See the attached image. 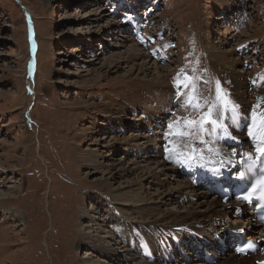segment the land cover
<instances>
[{
    "label": "rangeland",
    "instance_id": "rangeland-1",
    "mask_svg": "<svg viewBox=\"0 0 264 264\" xmlns=\"http://www.w3.org/2000/svg\"><path fill=\"white\" fill-rule=\"evenodd\" d=\"M217 82L225 99L236 103L235 95H243L240 132L258 137L264 0H0V191L10 187L12 194L0 199V264H79L83 257L122 264L75 242L90 218L114 231L112 222L121 220L112 199L118 186L124 196H150L156 213L197 211L199 231L208 238L220 224H245L232 209L202 221L211 210L204 202L213 196L203 199L192 184L186 187L178 168L207 137L200 140L185 121L207 113ZM193 88L199 106H184ZM229 124L225 116L223 125ZM210 134L205 145L217 147V134ZM176 147L191 152L176 156ZM135 161L142 174L128 172ZM136 177L141 186L133 184ZM166 193L170 199L159 205ZM82 211L89 217L80 219ZM173 237V247L187 239L200 244L182 233ZM191 256H176L174 264H204ZM257 258L264 260V251L238 259Z\"/></svg>",
    "mask_w": 264,
    "mask_h": 264
},
{
    "label": "bare ground",
    "instance_id": "bare-ground-1",
    "mask_svg": "<svg viewBox=\"0 0 264 264\" xmlns=\"http://www.w3.org/2000/svg\"><path fill=\"white\" fill-rule=\"evenodd\" d=\"M155 71L157 73L158 69L155 68ZM162 76L163 75L158 74L157 79L162 80V78H164ZM160 83H161L160 81H157V84ZM235 100H236V104L239 105L238 111L244 114L245 116L244 111H242L243 95L240 92H238L235 95ZM166 111L167 109L162 110L161 115H164ZM225 116L230 118L229 126H231V133L234 135L233 137L235 138V140L233 139L224 140L227 144L231 145L228 147L227 151L223 148L219 149L221 148L219 146L217 147L212 146L211 145L212 142L205 145V141H207L205 139L211 136L210 133H213L210 130H205L203 133L197 132V137L200 140L202 139L203 136H207V137L204 138V141L201 143L200 146L194 147L193 152H191L189 149H185L186 151L191 152L190 153L191 158L189 159L190 161L187 162V164L188 163L190 164V162L193 161V165H190V168L196 170L197 179L199 181H207V184H209L208 178L212 179V177L216 176L219 171H224L226 169H233L234 167H238V160L235 161V159H238L242 155H248L249 150L251 149L250 146H246L247 143L252 142L253 151L257 146L260 147L262 144H264V142H262L264 140V131L262 137H256L255 135H252L250 138L248 136L241 134L240 122H238L235 125L233 124L231 113H224L223 118L218 120L220 124H223ZM158 119L159 117H157V120ZM137 121H138L137 123L138 126L145 125L144 121L140 119ZM224 135H227V133H224ZM137 136L138 135L135 136V139L137 138ZM221 140L223 141V139ZM95 146H99V144L96 143ZM185 150L176 147L175 149H173V154L176 156H180L181 153H185ZM182 159L183 157L181 156V158L177 160H180L182 162ZM180 161L177 162L181 163ZM139 163H141V161H135L132 164H130V166L132 165L133 166L132 168L131 167L128 168V172L139 171V173L142 174L143 168L139 166L140 165ZM91 164L97 165V160L95 159V156L92 158ZM144 173L153 177H155L156 175L153 171H151L146 167H144ZM161 173L163 176L164 174H166L164 172ZM141 181H142L141 177H136V180L133 184L137 186H141ZM103 183L106 187L110 186V183L107 182L106 180H104ZM186 184H187L186 187L189 186L192 187V185H189L190 183H186ZM120 189H122L121 186L116 187L115 190L118 191H116L112 195L113 202L115 204H119L120 206V208L116 210L117 212L120 213L119 217L121 218V220H116L112 222L114 223V231L107 232L104 228L105 227L104 221H102V224H99L98 219L95 220L94 218H90L85 224L80 226V230L78 231L75 241L78 247L84 246L91 248L93 252L97 253L98 255H103L104 257L107 255H111L112 257L116 258L114 259V263L120 262L119 260H122V264H174L173 259H168L167 261L166 260L160 261L161 259L157 258L156 256L159 254L168 255L169 253L170 254L172 253L173 243H174L172 239L174 238L173 237L174 234L182 233L185 234L186 237H192V241L194 243L200 242V244L202 243L205 244L203 238L207 239L208 237L204 236L202 232L199 231L198 223L201 220L195 221V215L197 211H191L190 209H187L183 212V214H181L180 212L179 213L172 212L171 210L160 211L159 209H157V213H156L155 212L156 209H154L155 207L154 204L157 202H154L150 196L146 195V197H144L141 193H135L124 196L123 193L120 191ZM198 191H200L203 199H206V197L210 195L209 192L206 191L204 192L199 189H197V194ZM8 196H12L10 187L0 191V199L7 198ZM170 197H171V193H166L164 197H162V199L159 201L160 203L158 204L159 205L161 203L165 204V202L168 199H170ZM183 197H185L184 194L180 195V199H182ZM197 197L198 196L196 195V198ZM204 203H207V205L211 207V210L208 214L203 215L202 221H204V218L206 216L212 215L217 211L228 214L231 212L232 209V211L234 212V209L237 205V204L235 205L229 203L221 207L219 205V200L214 195L211 198V200ZM150 204H153V206H151ZM199 205L202 206L204 204L203 202H200ZM122 206H126V208ZM84 216H88L86 211H82V213L79 215V218L82 219L84 218ZM238 220L246 221L247 219H238ZM219 226H220V230L214 231L213 233L214 237L212 236L209 237L208 239H215V240L222 239L228 234L229 231L235 230V231H247L248 235H254L256 236V238L260 239V241L261 240L264 241V236L263 237L261 236L264 233V225L251 227L250 229L244 227L243 224H239V223L234 228L233 227L227 228L222 224H220ZM98 233H101V235H99ZM180 236L181 235H179V237ZM73 239L74 238L70 239L69 241H72ZM111 245H114L116 247L114 249H110ZM117 249H119L120 251H118ZM209 255L214 261H216L214 263L217 264H255L254 262L256 261L257 263L264 262L263 259H258V258H257L258 260L256 259V261L254 262H242L238 258L243 256H238L235 254L229 255L228 253L225 254L224 256H219L217 252H213L212 254ZM83 258L85 259L80 260L79 264H99L95 261L96 259L94 258L91 257H83ZM187 261L188 259L185 262Z\"/></svg>",
    "mask_w": 264,
    "mask_h": 264
},
{
    "label": "snow or ice",
    "instance_id": "snow-or-ice-1",
    "mask_svg": "<svg viewBox=\"0 0 264 264\" xmlns=\"http://www.w3.org/2000/svg\"><path fill=\"white\" fill-rule=\"evenodd\" d=\"M188 79H189L188 77H185V80H188ZM176 87L179 89L181 87V83L178 82ZM183 87L188 88L189 85L184 84ZM222 91L223 90H222L220 83L217 82V93H216L215 101H205V106L210 105L208 106L207 113L203 114L199 121L186 120L185 124L186 126H195L197 132L199 133H203L205 131L206 125H211L213 129H220V136L222 139L235 140V138L232 136V133H231V126H225L223 124H220L218 120L223 118L224 113H231L233 124L235 125L241 119L245 118V116L244 114L238 111L239 105H237L235 102H232L230 99H225L224 97H222L221 95ZM227 95L228 94H224L225 97ZM193 96L196 97L195 105L193 104ZM193 96H189L187 99L183 100L184 106H199L198 105V94L196 93L194 88H193ZM171 127L172 125L170 124L169 128ZM224 133H227V135H224ZM177 134L187 135V133H179V132ZM249 136L251 138V133H249ZM256 151L260 152L262 156H264V144L256 148Z\"/></svg>",
    "mask_w": 264,
    "mask_h": 264
}]
</instances>
